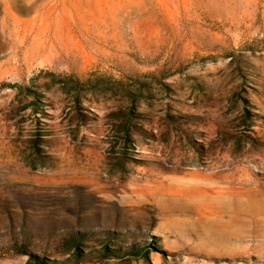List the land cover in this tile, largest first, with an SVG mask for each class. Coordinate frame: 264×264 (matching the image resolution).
<instances>
[{
    "label": "rangeland",
    "instance_id": "374dc122",
    "mask_svg": "<svg viewBox=\"0 0 264 264\" xmlns=\"http://www.w3.org/2000/svg\"><path fill=\"white\" fill-rule=\"evenodd\" d=\"M0 264H264V0H0Z\"/></svg>",
    "mask_w": 264,
    "mask_h": 264
}]
</instances>
